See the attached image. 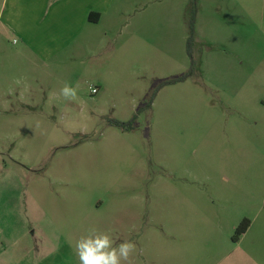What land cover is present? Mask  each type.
Masks as SVG:
<instances>
[{
  "label": "rangeland",
  "instance_id": "rangeland-1",
  "mask_svg": "<svg viewBox=\"0 0 264 264\" xmlns=\"http://www.w3.org/2000/svg\"><path fill=\"white\" fill-rule=\"evenodd\" d=\"M8 4L0 264H78L90 227L134 242L140 264L173 246L194 253L184 264H264V0H114L94 56L52 69L23 62ZM191 22L194 73L168 82L190 67Z\"/></svg>",
  "mask_w": 264,
  "mask_h": 264
},
{
  "label": "crops",
  "instance_id": "crops-1",
  "mask_svg": "<svg viewBox=\"0 0 264 264\" xmlns=\"http://www.w3.org/2000/svg\"><path fill=\"white\" fill-rule=\"evenodd\" d=\"M113 2L114 0H10L9 3L8 0H2L0 14H3L9 3L4 20L5 28L21 42L15 49L23 62L27 61L29 66L43 63L46 69H52L57 65L52 61L72 64L84 52L89 53L86 56H94L92 46L97 40L96 26L102 16L110 11ZM109 33L105 30L103 35L107 36ZM183 236L189 242L193 237L190 233ZM193 255L190 250L173 246L170 250H157L155 264H184L181 261ZM145 256L147 255L143 249L137 250L132 257V264H140V258ZM142 262L141 264H152L147 259Z\"/></svg>",
  "mask_w": 264,
  "mask_h": 264
},
{
  "label": "clouds",
  "instance_id": "clouds-1",
  "mask_svg": "<svg viewBox=\"0 0 264 264\" xmlns=\"http://www.w3.org/2000/svg\"><path fill=\"white\" fill-rule=\"evenodd\" d=\"M61 95L66 100L77 99V88L65 84ZM78 264H132L136 244L130 240L117 243L108 232L90 227L73 244Z\"/></svg>",
  "mask_w": 264,
  "mask_h": 264
},
{
  "label": "trees",
  "instance_id": "trees-1",
  "mask_svg": "<svg viewBox=\"0 0 264 264\" xmlns=\"http://www.w3.org/2000/svg\"><path fill=\"white\" fill-rule=\"evenodd\" d=\"M193 35H194V25H193V22H191L190 36L188 37V40H187V52H188V55L190 56V59H191L190 67L183 75H181L180 77H178L176 79H172V80H170L168 82H176V81L185 80V79H187L189 76H191L194 73L195 60H194V58L192 56V51H191L192 43H193ZM162 84H166V82H164ZM135 118H136V115L134 117H132V119L127 121V122H123V121H120V120H112V123L117 125V126H120V127L124 128V129L130 130V129L134 128L133 124H134ZM248 226H249V220H243L236 227L235 236L237 237L239 234H242L247 229Z\"/></svg>",
  "mask_w": 264,
  "mask_h": 264
},
{
  "label": "built area",
  "instance_id": "built-area-1",
  "mask_svg": "<svg viewBox=\"0 0 264 264\" xmlns=\"http://www.w3.org/2000/svg\"><path fill=\"white\" fill-rule=\"evenodd\" d=\"M97 90H98V89H97L96 87L92 88V92H93V93L97 92Z\"/></svg>",
  "mask_w": 264,
  "mask_h": 264
}]
</instances>
